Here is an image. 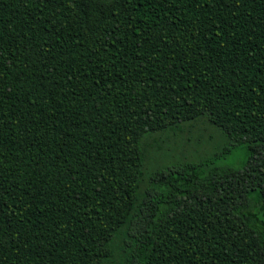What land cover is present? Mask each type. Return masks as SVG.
<instances>
[{
	"label": "trees",
	"instance_id": "1",
	"mask_svg": "<svg viewBox=\"0 0 264 264\" xmlns=\"http://www.w3.org/2000/svg\"><path fill=\"white\" fill-rule=\"evenodd\" d=\"M0 264H264V0H0Z\"/></svg>",
	"mask_w": 264,
	"mask_h": 264
},
{
	"label": "rangeland",
	"instance_id": "2",
	"mask_svg": "<svg viewBox=\"0 0 264 264\" xmlns=\"http://www.w3.org/2000/svg\"><path fill=\"white\" fill-rule=\"evenodd\" d=\"M208 132H209V129L204 131V135H206ZM211 135L212 137L214 136V138H216L215 133H211ZM176 156L175 158H177ZM244 157H245V152L243 150V147L239 146L235 148L230 154L226 155L223 158L222 162L236 167L242 163V161L244 160Z\"/></svg>",
	"mask_w": 264,
	"mask_h": 264
}]
</instances>
